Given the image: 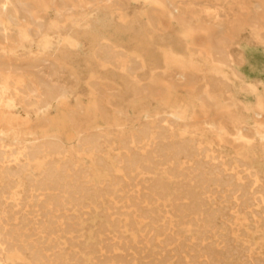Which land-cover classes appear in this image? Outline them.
Here are the masks:
<instances>
[{
    "label": "rangeland",
    "instance_id": "1",
    "mask_svg": "<svg viewBox=\"0 0 264 264\" xmlns=\"http://www.w3.org/2000/svg\"><path fill=\"white\" fill-rule=\"evenodd\" d=\"M57 1L0 0V264H264V0Z\"/></svg>",
    "mask_w": 264,
    "mask_h": 264
},
{
    "label": "bare ground",
    "instance_id": "2",
    "mask_svg": "<svg viewBox=\"0 0 264 264\" xmlns=\"http://www.w3.org/2000/svg\"><path fill=\"white\" fill-rule=\"evenodd\" d=\"M9 1H12L15 5H16V8L18 9V10H23L24 9V7L21 5V0H5V2H4V5H5V7H3L4 9H6V7H7V3L9 2ZM58 3H60L61 2V0H58L57 1ZM22 16H23V14H22ZM24 16H26V15H24ZM27 17V16H26ZM26 17H24V18H26ZM22 19V18H21ZM27 19V18H26ZM259 23V22H258ZM7 36H8V32L6 31V29L5 28H0V37L2 38V40L3 41H6L7 40ZM218 53V52H217ZM219 54V53H218ZM68 58H70V57H68ZM73 58V57H72ZM71 58V59H72ZM65 59H67V58H65ZM69 61V60H68ZM70 61H72V60H70ZM74 61H75V59H74ZM73 64H74V62H73ZM3 64H1V67H3V69H6L7 71H8V78H7V85H8V83H9V81L11 80V78H12V73H13V71H14V68H13V66H11V65H9L8 67H4V66H2ZM48 65V64H47ZM64 75V74H63ZM67 80V79H66ZM61 83V82H60ZM44 85V84H43ZM48 90V89H47ZM49 90H51V89H49ZM62 92H63V90H61ZM65 93V92H64ZM61 94V93H60ZM66 94V93H65ZM51 95H52V93H51ZM63 95V94H62ZM36 96V95H35ZM57 96V95H56ZM68 96V95H67ZM61 97V96H60ZM64 98V97H63ZM59 101L61 100V99H58ZM54 102V101H53ZM56 103V102H55ZM6 106V105H5ZM43 108V107H42ZM41 108V109H42ZM49 108V107H48ZM47 109V108H46ZM48 110V109H47ZM42 112H43V110H42ZM233 183V182H232ZM234 187V186H233ZM237 188V187H236ZM251 200V199H250ZM249 200V201H250ZM4 202V201H3ZM243 204V203H242ZM61 205V204H60ZM12 217V216H11ZM16 218V217H15ZM8 220V219H7ZM1 222V221H0ZM3 224V223H2ZM1 240V239H0ZM18 246V245H17ZM2 247V246H1ZM20 247V246H19ZM35 251V250H34ZM42 251V250H41ZM40 254V253H39Z\"/></svg>",
    "mask_w": 264,
    "mask_h": 264
}]
</instances>
